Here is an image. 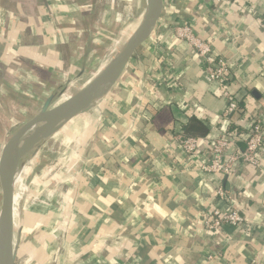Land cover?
I'll return each mask as SVG.
<instances>
[{"label": "crops", "instance_id": "crops-1", "mask_svg": "<svg viewBox=\"0 0 264 264\" xmlns=\"http://www.w3.org/2000/svg\"><path fill=\"white\" fill-rule=\"evenodd\" d=\"M45 6L42 0H0L2 18L6 12L29 9L33 29H28L23 44L40 48L30 58L25 48L13 45L7 49L13 54L9 56L15 59L20 52L24 63L17 59L9 66L16 64L13 70L24 73L21 65L34 68L35 64V76L42 81L47 70L41 49H57ZM85 7L88 12L78 13L74 31L67 25L59 30L70 29L68 48L80 60L75 79L88 75L104 56L102 47L95 45L99 26L93 19L94 4ZM263 16L264 0H164L153 42L101 103L88 142L78 153L75 164L81 161L83 166L80 170L79 163L70 177L67 198L71 200L61 228L58 231L60 223L51 222L52 211L29 212L33 218L44 219L40 227L45 232L40 227L30 231V222L25 228L28 238L20 250L29 255L25 264H41L50 258L51 264H206L211 252L221 253L224 264H246L251 259L264 264V152L260 168L238 163L228 177L199 169L215 139L227 141V153L244 151L245 114L264 120V31L256 24ZM183 24L230 63L231 92L239 99L240 109L227 120L222 116L226 109L222 89L205 82L201 60L174 35V27ZM9 26L19 29L13 23ZM0 28L3 40L2 35L10 30ZM129 28L122 29L123 44L134 31ZM0 61L4 63L1 57ZM105 65L96 66L95 77ZM3 66L14 78L8 65ZM31 80L25 85L32 84ZM76 92L67 89L60 98ZM57 95L51 92L32 117ZM107 100L111 107H105ZM182 136L203 139L195 156L181 152L177 138ZM219 185L229 191L232 206L252 223V230L224 226L214 235L202 230L199 221L204 214L226 206L215 196ZM14 217L15 211V231Z\"/></svg>", "mask_w": 264, "mask_h": 264}, {"label": "rangeland", "instance_id": "rangeland-1", "mask_svg": "<svg viewBox=\"0 0 264 264\" xmlns=\"http://www.w3.org/2000/svg\"><path fill=\"white\" fill-rule=\"evenodd\" d=\"M42 1L46 4L47 13L45 18L52 30L51 32L57 39L55 43L57 49H47L45 46L41 49L44 66L47 70L46 79L43 78V81L38 80L35 76V64L34 68L33 66L26 65V67H24L21 65V68L25 70L24 73L13 70L16 64L9 66V63H14L17 59V62L20 64H22V62L24 63L22 60L24 57L21 56L22 54L20 52L18 55H14L15 59L13 56H9L13 54H8L7 49L12 48L13 45L20 46L21 49L25 48V53L27 52V56L30 58H34L38 53L37 48L39 47H36L35 44H23V37L27 36L28 29H33L30 28L34 21L29 22V9L27 10L24 8L21 12L17 11L16 14H13V12H6L3 18L0 14V26H7V29L10 30L8 34L2 35L4 38L3 40L0 39V57L1 60L8 65L7 69H10L9 74H14V78L7 75L4 70V63L1 64L0 61V149L6 140L5 135L7 133L10 134L11 130L29 120L39 110L44 99L51 92H58L52 104L55 106L71 96L69 93L68 97L61 99V95L67 89L68 91H78L80 88L84 87L85 84L90 82L86 81L87 77H95L97 74L96 71L98 70L96 66L98 64L99 67L105 65L125 41L126 34L124 35L121 33L122 29H130V26L133 30L136 28L142 16L144 3V0ZM90 3L94 4L93 19L99 26L97 28L99 29L97 30V35H95V45L98 43V45L102 47L101 51L104 52V56L97 59V64L93 68L91 67L92 71L87 73L88 75L85 74L81 79H75L80 60L77 57V53L71 52L68 48L67 35L70 34V32H68L70 29L68 28L65 33L59 30H62L60 26L64 27L67 25L71 29L73 28L72 30L74 31L76 28L73 25L77 24L79 21L80 12L84 14L85 11L88 12L85 6L87 5L89 7ZM82 5L85 8H82ZM12 23L16 26L19 25V29H12V26H9ZM0 31L4 32L1 28ZM73 62L74 64H72ZM30 79H32V84L29 83V85L26 86L25 84L29 82ZM74 81L78 83L73 85ZM23 93H26L27 96L25 97ZM104 100L106 101V98H104L102 102ZM108 105H111L109 100H107L105 107H109ZM93 126L94 124H92V128L88 129L84 121H73L64 127H60L61 130L59 129V132L53 139H48L43 142L42 145H39L40 147L38 146L39 149L36 155V162L33 166L29 165L26 160L20 162L16 184H14L15 188L13 187L15 193L14 220L16 225L14 231V251L16 254L14 264H25L29 261L28 253H25L24 250L20 252L25 245L24 242H27L28 233L26 232V227H28L29 222L30 231L35 230L36 227L41 226V223H44L43 218L37 219L30 216L29 212L32 211L33 207H37L38 204L54 207L57 213L55 212V214L53 212L54 217L51 222H53V224L60 223L58 225V231L61 228L60 225L62 221L66 219L67 202L71 200L67 198L72 188L70 177H72L74 174L73 172L76 170L79 163H81V161H79L75 164L79 157L78 153L80 150L84 149V145L88 142L87 136L92 132ZM66 138H69V140L65 141ZM80 166V170H82L83 163H81ZM79 183L78 179L76 187ZM73 192H75V190ZM25 195L27 197L26 202L19 212L20 200ZM37 195H39L38 198L33 199ZM72 215L77 216V214ZM31 219L33 223H31ZM40 228L41 233H44L45 229L42 227ZM58 231H56V233ZM33 234H39V231H35ZM20 238L21 241L18 240ZM19 241L22 243V246H19ZM51 243L52 240L50 239L48 244L51 246ZM41 264H51V258L44 260Z\"/></svg>", "mask_w": 264, "mask_h": 264}, {"label": "water", "instance_id": "water-1", "mask_svg": "<svg viewBox=\"0 0 264 264\" xmlns=\"http://www.w3.org/2000/svg\"><path fill=\"white\" fill-rule=\"evenodd\" d=\"M147 12L137 24L133 33L118 50L104 69L84 87L66 100L53 106L49 98L40 111L29 120L10 131L0 149V264H14V223L12 216V183L16 169L26 156L23 141L32 137L33 128L49 127L53 131L39 139V146L53 136L55 129L64 127L97 107L111 89L129 70L147 45L153 42L163 15L164 0H146ZM53 106V107H52ZM31 140V139H30ZM32 145L31 143L29 146ZM26 195L19 203V212L26 202Z\"/></svg>", "mask_w": 264, "mask_h": 264}, {"label": "built area", "instance_id": "built-area-1", "mask_svg": "<svg viewBox=\"0 0 264 264\" xmlns=\"http://www.w3.org/2000/svg\"><path fill=\"white\" fill-rule=\"evenodd\" d=\"M172 1V0H165ZM259 29L264 31V16L256 20ZM174 35L180 41L186 43L189 49L201 60L203 65V77L207 84L216 85L222 89V96L226 101V109L223 118L228 119L240 109L239 99L231 92L232 80L230 77V63L213 53L211 44L196 36L189 25L183 24L174 27ZM246 119V133L243 136L245 148L243 152L227 153L228 143L225 139H215L210 144V153L206 155L199 169L202 173L217 175L219 178L228 177L234 171L238 163L245 167L258 169L261 167V155L264 152V120H256L248 116ZM201 140L195 137H179L177 141L181 152L185 156H195L199 150ZM215 196L226 204L224 208L216 207L205 213L199 221L202 230L207 234L220 233L224 226L234 229L244 228L252 230V223L232 206V197L229 191L219 185L215 190ZM206 264H224L221 253L211 252L206 256ZM246 264H260L258 260L251 259Z\"/></svg>", "mask_w": 264, "mask_h": 264}, {"label": "bare ground", "instance_id": "bare-ground-1", "mask_svg": "<svg viewBox=\"0 0 264 264\" xmlns=\"http://www.w3.org/2000/svg\"><path fill=\"white\" fill-rule=\"evenodd\" d=\"M147 1L146 0H144V3H143V12H142V15H143V13H146L147 12ZM142 19V16H141V18H140V20ZM140 20H139V22H140ZM100 112H101V104H99L95 109H93L91 112H89V113H87L86 115H84V116H82L80 119H78V120H76L75 122H77V121H84L85 122V124H86V127L88 128V129H90V128H92L91 126H92V124H94L95 122H96V120H97V118H98V116H99V114H100ZM73 124V123H72ZM72 124H71V126H72ZM59 129L60 128H58V129H55L54 131L55 132H53L54 134H53V136L52 137H50L49 139H53V137H55L56 136V134L59 132ZM61 130V129H60ZM53 131V129L51 130V128H49V127H43V128H41V129H39V128H33L31 131H30V134L29 135H31L32 134V137L30 138V139H28V144H26V140H24L22 143H23V145H26L25 146V151H24V153L26 154V156L25 157H23L22 158V160H26L28 163H29V165H31V166H33L34 164H35V162H36V155H37V151H38V149H39V147H38V145L37 146H35V145H33V144H35V143H39V139L41 138V137H44V136H46L47 134H49V133H51ZM64 135V134H63ZM65 136V135H64ZM67 140H69V138H66L65 139V141H67ZM63 142V141H62ZM32 144V145H30L29 146V144ZM68 143V142H67ZM60 144H62V143H60ZM42 145V144H41ZM65 147V146H64ZM69 149V148H68ZM75 152V151H74ZM59 153V152H58ZM71 156V155H70ZM21 160V161H22ZM53 166V165H52ZM55 166V165H54ZM46 170V169H45ZM17 175H18V167H17V169H16V173H15V177H14V179H13V183H12V216H13V211H14V208H15V205H14V202H15V197H14V184H16V180H17ZM56 176H58V175H56ZM14 187V188H13ZM38 196L39 195H37L36 197H34L33 199H35V198H38ZM32 255V254H31Z\"/></svg>", "mask_w": 264, "mask_h": 264}, {"label": "trees", "instance_id": "trees-1", "mask_svg": "<svg viewBox=\"0 0 264 264\" xmlns=\"http://www.w3.org/2000/svg\"><path fill=\"white\" fill-rule=\"evenodd\" d=\"M32 211H34L36 213H46L48 211H52V212L55 213L57 210L54 207H51V206H45V205L38 204L37 207L36 206L33 207Z\"/></svg>", "mask_w": 264, "mask_h": 264}]
</instances>
